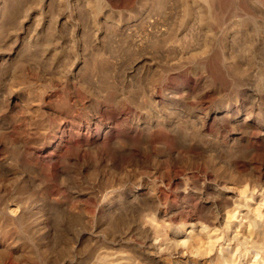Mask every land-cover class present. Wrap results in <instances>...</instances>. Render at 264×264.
Returning <instances> with one entry per match:
<instances>
[{
  "label": "rangeland",
  "instance_id": "rangeland-1",
  "mask_svg": "<svg viewBox=\"0 0 264 264\" xmlns=\"http://www.w3.org/2000/svg\"><path fill=\"white\" fill-rule=\"evenodd\" d=\"M208 1L0 0V225L12 240L0 235L1 264L123 231L125 203L117 224L91 228L106 170L141 193L139 180L158 182L174 216L212 193V172L181 162L190 142L195 154L200 138L264 149V0ZM235 107L255 118L232 119Z\"/></svg>",
  "mask_w": 264,
  "mask_h": 264
},
{
  "label": "bare ground",
  "instance_id": "bare-ground-1",
  "mask_svg": "<svg viewBox=\"0 0 264 264\" xmlns=\"http://www.w3.org/2000/svg\"><path fill=\"white\" fill-rule=\"evenodd\" d=\"M204 1L209 4L208 0ZM11 53L7 55L8 61ZM242 110V107L232 109V119L242 112L246 113L245 121L255 118L252 108ZM37 126L42 130L46 127ZM252 127L246 122L239 133L244 137ZM197 141L200 153L192 152L190 142L181 162L187 168L200 162L214 176L210 195L204 196L205 188L196 191L205 204L202 211L189 200L192 204L184 202L185 206L173 213L174 216H167L157 190L158 182L142 183L138 179L139 189L147 188L141 193L128 185L121 186L106 170L109 184L98 191L102 211L93 216L91 228L97 230L103 225L117 224L118 219L113 216L116 205L125 203L126 207L118 209L124 208L119 213L128 217L125 229L118 234L109 230L101 237L91 235L87 250H43V264H264V149H254L253 143L247 140L245 147L233 153L238 144L236 137L228 142L218 138ZM162 171H158L161 178L165 173ZM193 172L198 170L195 168ZM138 199L141 204L134 206V200ZM20 207L17 201L10 202L5 207V215L16 216ZM79 218L84 224L88 222L87 215L74 217ZM6 232V227L0 225L2 242L11 244V236Z\"/></svg>",
  "mask_w": 264,
  "mask_h": 264
}]
</instances>
